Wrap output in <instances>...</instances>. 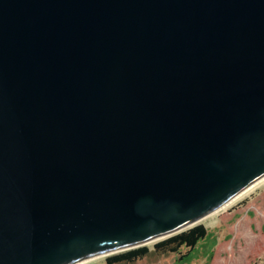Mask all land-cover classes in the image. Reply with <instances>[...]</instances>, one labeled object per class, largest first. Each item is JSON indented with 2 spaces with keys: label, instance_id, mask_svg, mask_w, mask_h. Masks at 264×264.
Instances as JSON below:
<instances>
[{
  "label": "water",
  "instance_id": "water-1",
  "mask_svg": "<svg viewBox=\"0 0 264 264\" xmlns=\"http://www.w3.org/2000/svg\"><path fill=\"white\" fill-rule=\"evenodd\" d=\"M264 176V0H0V264L162 240Z\"/></svg>",
  "mask_w": 264,
  "mask_h": 264
},
{
  "label": "trees",
  "instance_id": "trees-1",
  "mask_svg": "<svg viewBox=\"0 0 264 264\" xmlns=\"http://www.w3.org/2000/svg\"><path fill=\"white\" fill-rule=\"evenodd\" d=\"M231 235L222 240L213 250L208 264L254 263L264 253V193L252 201L246 208L237 209L222 215ZM208 229L203 223L194 225L155 243L159 253L181 252L183 246L188 250L180 253L184 260L205 238ZM150 252L147 245L125 250L107 258L108 264L122 261H136Z\"/></svg>",
  "mask_w": 264,
  "mask_h": 264
},
{
  "label": "rangeland",
  "instance_id": "rangeland-1",
  "mask_svg": "<svg viewBox=\"0 0 264 264\" xmlns=\"http://www.w3.org/2000/svg\"><path fill=\"white\" fill-rule=\"evenodd\" d=\"M263 193L264 186L259 187L252 194L247 195V197L242 198L237 203H235V205H232V207L230 206L229 208L201 221L200 223H203L207 227L208 234L205 238L199 241L196 248L184 260L179 259V256L180 253L187 252V247L183 246L180 253H159V251L155 250V243L159 241L157 240L146 244L150 249V252L146 256L136 261H122L114 264H208L209 258L216 246L222 240L231 235L229 227L222 219V215L228 212H233L237 209L246 208L252 201L256 200ZM117 253H112L103 257L95 258L82 264H108L107 258ZM243 263V261H238L235 264ZM252 264H264V253Z\"/></svg>",
  "mask_w": 264,
  "mask_h": 264
},
{
  "label": "bare ground",
  "instance_id": "bare-ground-1",
  "mask_svg": "<svg viewBox=\"0 0 264 264\" xmlns=\"http://www.w3.org/2000/svg\"><path fill=\"white\" fill-rule=\"evenodd\" d=\"M262 186H264V176L259 178L257 181H255L253 184L248 186L246 189H244L242 192H240L237 196H235L233 199H231L228 203L223 205L220 209L216 210L215 212L211 213L207 217L203 218L201 221H203L204 219H206L208 217H211L212 215H214L216 213H219L220 211H223V210L229 208L230 206L232 207V205H235V203H237L239 200H241L244 197H247V195H249V194H252L256 189H258L259 187H262ZM105 255H107V254H101V255L96 256L92 259L103 257ZM92 259H89V260L91 261ZM89 260H87V261H89ZM82 263H84V262H82ZM82 263H80V264H82Z\"/></svg>",
  "mask_w": 264,
  "mask_h": 264
}]
</instances>
